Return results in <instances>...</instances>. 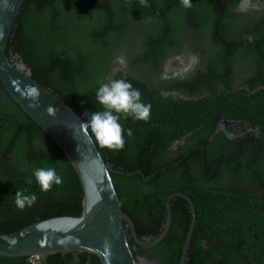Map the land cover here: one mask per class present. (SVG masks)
<instances>
[{
    "label": "trees",
    "instance_id": "16d2710c",
    "mask_svg": "<svg viewBox=\"0 0 264 264\" xmlns=\"http://www.w3.org/2000/svg\"><path fill=\"white\" fill-rule=\"evenodd\" d=\"M205 3L191 0L192 6L186 8L181 0H147L148 6L140 0H24L6 53L13 63L25 64L33 79L64 100L84 121L88 114L101 110L96 102L100 82L125 79L140 91L142 102L151 105L148 122L121 118L125 129L122 150L101 149L92 139L104 162L113 168L127 173L140 170L146 176L156 171L147 181L141 173L110 172L121 208L132 219L139 237L152 240L160 233L167 196L179 191L195 206L185 264H264V194L213 187L200 171L197 174L186 167L187 159L173 165L176 158L172 160V154L165 151L174 140L207 130L209 124L222 118L259 125L258 142L264 146V14L249 23L251 28L236 31L226 28L222 17L217 32L209 34L220 53L210 58L213 64L195 70L187 80L158 86L152 78L164 53L188 26L210 23L209 16L218 9L208 11ZM207 33L193 32L194 40L207 37ZM248 36L253 37L251 42ZM239 54L250 57V62L235 61ZM119 55L125 58V71L118 70L108 79ZM246 75L243 83L235 86ZM160 89L206 91L165 96ZM128 129L132 130L130 137ZM227 163L219 160L215 172ZM236 163L231 161L228 166L233 168ZM41 167L55 168L62 184L41 192L33 175ZM232 176L242 179L237 170ZM17 191L36 195L35 204L19 210L15 205ZM81 200V186L68 159L0 81V233L49 217L77 216ZM190 221L187 201L174 198L164 237L152 246L138 248L161 264H179ZM133 253L136 255L135 250ZM80 254L90 255L99 264L97 256ZM26 258L0 255V264H27Z\"/></svg>",
    "mask_w": 264,
    "mask_h": 264
},
{
    "label": "water",
    "instance_id": "95a60500",
    "mask_svg": "<svg viewBox=\"0 0 264 264\" xmlns=\"http://www.w3.org/2000/svg\"><path fill=\"white\" fill-rule=\"evenodd\" d=\"M24 0H0V81L11 98L42 128L71 164L82 190V210L77 216L63 215L38 220L17 230L0 233V255L7 257L40 256L58 252H86L97 256L100 264H138L126 228L134 239L152 246L165 235L171 219L170 203L163 232L153 240L138 237L130 216L121 208L110 172H124L104 162L88 130L86 121L64 100L31 77L23 63H13L6 53L9 34ZM33 89L38 93L33 96ZM49 106L58 109L47 114ZM148 177L144 176V179ZM181 196L179 193L169 196ZM187 232L179 264H185L191 240L195 210ZM108 247H105V243Z\"/></svg>",
    "mask_w": 264,
    "mask_h": 264
},
{
    "label": "flooded vegetation",
    "instance_id": "af4514ba",
    "mask_svg": "<svg viewBox=\"0 0 264 264\" xmlns=\"http://www.w3.org/2000/svg\"><path fill=\"white\" fill-rule=\"evenodd\" d=\"M205 2L206 10L217 11L218 9V11L211 13L212 15L209 16V24L205 23L203 25H199L198 27L190 25L187 27V29L185 27L182 28L186 29V31L181 33L182 35L179 37L178 41L173 44L171 49L166 51L162 56V60L160 61L162 67L159 65L158 71H152L154 74H156V77L152 78L155 79L154 82L157 83L158 86L160 84L170 85L171 83L175 82L176 79L180 81L187 80L192 76V73L195 72V70H203L205 67H209L211 64H213L211 59L216 54H219L220 50L217 44L212 42L209 34H215L217 32V27L219 26V21L222 17H224V26L229 28L231 31H236L244 28H251L252 26L249 23L255 22V19L264 14V0H205ZM192 27L198 28V30H192ZM230 30L226 29L225 31L230 32ZM199 31L202 32L203 35L205 32H208L207 37L201 36L203 38L194 40L193 32ZM220 41L223 42L222 40ZM223 43H226V45H229L230 47H237V44H230L227 42ZM225 51L229 53L231 50L229 47H227ZM223 55L225 56L226 54ZM118 57L123 56L119 55L114 59L117 63L111 65L109 69L110 73H108V79H110V77L112 78V76L118 70L125 71L124 65L118 62ZM123 60H125L124 57ZM234 60L239 62H242L241 60H243V62L249 63L250 57L243 55L241 56L239 54V56L234 57ZM239 62L238 64H241ZM236 67L237 66H235V68ZM237 70H239V68H237L235 71ZM157 73L160 75V77L157 76ZM249 73L250 70H248L247 74ZM247 77L248 75L241 77L240 81L234 83L235 86L238 84L241 85L243 83L242 80L246 79ZM202 91L204 92L206 89L194 90L192 92L183 89L174 91L160 89V93L165 96L171 94L175 96L179 94L188 96L200 93ZM260 134L261 127L259 125H252L243 119L222 118L218 119L214 125L209 124V129L207 130L190 132L188 135L174 140L168 147H165V151L172 154V160L176 158L173 165H177L180 163V161L182 162L184 159H187L188 162L185 163L186 167L188 169L191 168L195 170L197 174H199L200 171L201 175H203V178L209 184L213 185V187H215V185L222 187L227 186L240 192H242L241 190H246L248 193L256 191L264 194V146H259L258 136ZM205 157L207 158L206 161ZM219 160H224L226 163H228L227 165L224 164L225 167L223 166L218 172H215L217 162ZM234 160L238 162L234 164L235 167L232 168V165L228 166L229 162ZM212 161L213 163L208 168ZM235 170H237L242 179L234 180L232 173ZM155 172H153L151 175H153ZM138 173H141L143 181H147L151 176H146L141 171ZM144 176L148 178L144 179ZM174 193L185 195L183 192L177 191L172 192L167 196L163 227L155 238H157L165 228L168 202L170 203V213L172 219V200L176 197H181L172 196L170 201H168L169 196ZM185 200L189 206L192 219L191 205L194 206L193 201L191 198V202H189L187 199ZM126 231L128 241L129 239L132 240V242L129 244L132 253L133 250L136 251V255L134 253L133 255L136 258L138 264H161L157 259L147 258V252L142 248H138V246H149L138 243L131 235L128 228H126ZM139 238L145 241L149 240V237ZM61 253H63L61 256H56L57 253H50L43 257L25 256L27 257L25 262L27 264H96L95 260L90 255H81L80 253L82 252H74L70 255H67V252Z\"/></svg>",
    "mask_w": 264,
    "mask_h": 264
},
{
    "label": "clouds",
    "instance_id": "9594fccd",
    "mask_svg": "<svg viewBox=\"0 0 264 264\" xmlns=\"http://www.w3.org/2000/svg\"><path fill=\"white\" fill-rule=\"evenodd\" d=\"M141 5L148 6L147 0H140ZM184 7L190 8L191 0H181ZM247 39L251 42L252 36ZM118 62L123 64V57L117 58ZM33 96L38 93L33 89ZM96 102L101 110L95 111L89 115V119L82 124V127L88 130V138L92 140L101 149L109 151H120L125 145V129L120 123L121 118H131L134 121L148 122L151 119V105L142 102L141 93L135 89L130 82L125 79H113L110 82H100L96 91ZM58 109L49 106L47 114L55 117ZM127 135H132V130H127ZM34 178L41 192L47 193L53 186L62 184V177L57 174L55 168H38L34 170ZM37 200L36 195H25L22 191L15 194V205L19 210L31 207ZM105 243V247H108Z\"/></svg>",
    "mask_w": 264,
    "mask_h": 264
}]
</instances>
